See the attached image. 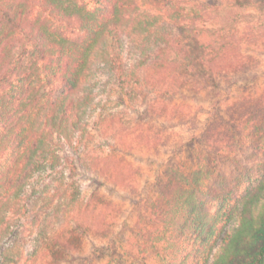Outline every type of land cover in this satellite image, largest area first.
<instances>
[{
	"label": "trees",
	"instance_id": "1",
	"mask_svg": "<svg viewBox=\"0 0 264 264\" xmlns=\"http://www.w3.org/2000/svg\"><path fill=\"white\" fill-rule=\"evenodd\" d=\"M248 4L0 0V264H63L82 251L87 235L104 238L112 233L113 217L104 215L106 201L82 197L73 180L75 164L56 145L59 141L78 148L91 136L89 118L99 108L92 77L102 71L112 74L126 106L149 97L154 106L162 97L175 96L192 80L194 70L190 41L175 32L183 26L199 38L200 65L214 76L252 69L254 59L244 47L257 46L261 29L264 38V10L260 30L239 36L243 22L239 18L244 15L235 14L233 6L245 9ZM151 11H163L165 16L151 15ZM128 30L142 39L137 46L142 59L133 65L125 56L123 36ZM231 111L222 123L227 128L213 123L206 142L214 155L208 164L229 161L239 173L237 179L225 180L220 172L214 187L209 184L212 175L204 169L189 176L175 172L149 208L147 223L155 226L148 224L144 250L162 245L168 252L165 264H209L220 239L225 246L212 264H264L263 173L259 175L256 164L242 165L241 159L250 135L256 139L246 160L263 151V103L242 98ZM107 115H99L96 134L101 136L105 130L115 143L108 144V154L91 145L83 164L86 167L85 160L89 161L100 175L128 184V168L116 145L126 141L122 134L128 127ZM248 127L251 133L246 137ZM133 140L132 146L153 142L144 133ZM243 186L246 196L241 200L239 227L222 238L224 223L231 219L233 196ZM184 213L189 235L181 240L172 237L171 231ZM28 227L35 248L24 255L18 238Z\"/></svg>",
	"mask_w": 264,
	"mask_h": 264
},
{
	"label": "rangeland",
	"instance_id": "2",
	"mask_svg": "<svg viewBox=\"0 0 264 264\" xmlns=\"http://www.w3.org/2000/svg\"><path fill=\"white\" fill-rule=\"evenodd\" d=\"M233 1L234 3L250 2L245 9L233 6L235 14L244 15L239 18L243 22L238 27V35L260 30L258 25L263 23L264 0H217L224 5ZM141 10L150 12L149 8L143 7ZM36 13L37 9H34L33 15ZM150 14L164 15V12L151 11ZM260 31L261 37L257 46L244 47L254 59L252 69L236 74L214 76L208 68L200 65L203 50L199 47L197 35L191 31V28L184 26L176 29L175 32L179 37L187 36L190 41L189 49L194 69L192 80L175 96L162 97L154 106L149 104L150 97L139 102H130L131 105L126 106L118 83L108 71H102L92 77V82L97 84L95 92L99 108L94 116L89 118L91 136L85 137L78 148L59 141H56V145L61 147V155L64 158H71L75 164L73 180L81 188L82 197L86 201L92 200L99 203L97 201L99 198L106 201L104 215L113 217L111 223L115 226L108 237L97 238L94 235H87L82 251L69 256L67 262L63 264H165L164 260L168 252L164 251L162 245H150L148 251L144 250L147 243L146 235L149 231V223H147L150 217L149 208L159 196L161 185L175 172L182 176H189L191 173L204 169L203 171H208L212 175L209 184L214 187L216 186L213 181L220 172L225 175V180L237 179L235 177L239 173L233 170L229 161L223 159L217 164H208V160L214 155L213 148L206 141L210 136L208 131L213 123L220 124L218 125L220 129L227 128L222 123L226 122L230 113L233 114L232 105L242 98H251L255 104L263 103V151L259 152L253 160H246V157L251 154L249 146L256 136L248 137L251 129L245 128L244 134L250 139L246 141L247 148L245 147L241 159L244 158L242 165L256 164L259 175L263 173L264 179V38L263 30ZM123 41L126 61L129 64L133 65L136 60L142 59L137 48L142 43L141 37L135 36L131 30H128L123 36ZM143 69L139 73H142ZM107 114L116 116L125 127H128V130L122 134L126 141H119L116 144L128 168L125 173L128 184L100 175L89 161L85 160L86 167L83 164V155L87 151L90 152L91 145L100 146L101 150L104 149V153L108 154L111 151L108 144L115 143L111 134L104 132L105 130L102 131L101 136L96 134L95 126L101 123L99 115ZM139 133L152 137L153 142H144L137 146L130 145ZM233 147L235 153L238 152L237 144ZM100 151L98 153L102 152ZM208 165L209 169H207ZM237 182L235 180L231 187H234ZM244 187L246 186L238 191V195L233 196L231 219L224 223L222 238L230 237L239 227L241 200L246 196ZM211 206L214 207V204L212 203ZM260 207L261 204L257 207V211ZM149 226L154 227L155 224L152 222ZM188 227L187 215L181 214L172 228V237H180L184 240V236L189 235ZM30 230L32 231L29 227L26 228L18 238L24 255L35 248L34 236L30 234ZM224 246L225 241L220 239L213 250L209 264L222 254Z\"/></svg>",
	"mask_w": 264,
	"mask_h": 264
}]
</instances>
